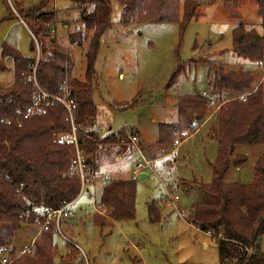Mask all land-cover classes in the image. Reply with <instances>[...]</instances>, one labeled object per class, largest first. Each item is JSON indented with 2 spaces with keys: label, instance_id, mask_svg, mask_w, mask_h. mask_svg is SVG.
Instances as JSON below:
<instances>
[{
  "label": "trees",
  "instance_id": "16d2710c",
  "mask_svg": "<svg viewBox=\"0 0 264 264\" xmlns=\"http://www.w3.org/2000/svg\"><path fill=\"white\" fill-rule=\"evenodd\" d=\"M49 1L42 0L26 11L18 10L35 39L42 38L38 40L37 61L35 57L21 55L6 41L0 43V71L10 69L8 61L13 69L10 84H0V229L9 234L7 242L22 225L34 222L42 225L48 210L61 208L79 191L78 178L68 173L73 147L53 141L54 131L70 128L64 105L52 98H44L41 114L23 116L25 108L40 98L41 91L73 104L78 147L91 173L98 172L95 154L100 144L129 143L126 139L120 142L126 132L136 140L139 138L137 130L132 128L100 139L93 127L97 112L92 97L94 60L99 38L110 23V0H78L84 31L69 32V41L83 44L87 32L92 33L84 53L86 78L82 82L70 76V54L49 35L55 20L53 12L43 11ZM116 1L120 7L118 20L122 23L176 22L181 32L195 18L202 4L200 0ZM253 1L259 15L264 16V0ZM236 5L237 0H233L227 7L238 16L233 10ZM9 17L16 16L10 13ZM29 46L34 52L33 38ZM231 46L252 61H263V36L253 29H246L241 21L232 29ZM197 61L214 65V76L208 75L207 87L217 90L218 94L216 98H204L199 92L179 94L175 101L177 118L172 123L158 124L155 147L172 150L176 134L182 129L197 128L214 104L217 105L215 123L209 128L217 141L216 156L210 163L211 180L196 184L208 197L191 202L190 222L198 229L210 232L221 264H264V252L259 248L260 237L264 234V152L254 163L255 176L250 183H226L223 180L230 166L239 167L247 159L245 154L230 157L236 145L264 144V79L255 85L249 71L225 70L222 65L216 66L206 59ZM190 62L196 61L187 60L180 66ZM135 180L134 177L111 176L104 181L96 204L106 210V215H94L95 225L134 218ZM155 210L152 205V214ZM55 231L50 222L46 229H40L30 250L8 264H83L71 243L65 245L66 252L55 260L58 250L53 242ZM247 248H251V253ZM13 253L11 249L9 254Z\"/></svg>",
  "mask_w": 264,
  "mask_h": 264
},
{
  "label": "rangeland",
  "instance_id": "374dc122",
  "mask_svg": "<svg viewBox=\"0 0 264 264\" xmlns=\"http://www.w3.org/2000/svg\"><path fill=\"white\" fill-rule=\"evenodd\" d=\"M41 1L0 0V43L6 41L21 55L35 57L36 61L42 38L35 39L18 10L26 11ZM200 1L197 15L181 32L176 22L122 23L118 20L117 1L110 0V23L99 38L94 60L92 97L97 112L93 126H97L96 135L100 139L107 137L108 131L138 130L136 144L141 151H133L130 142L114 147L103 143L96 150L95 162L116 173L112 178H128L136 163L142 161L143 152L153 171L146 167L145 178L130 176L136 178L135 216L131 220L108 221L103 226L93 223L94 215H106V210L94 201L101 183L94 196L87 193L80 196L71 205L74 216L62 219L61 232L53 234V242L58 247L55 260L66 252L68 239L83 264H221L213 238L195 227L189 217L191 202L208 197L191 180L201 183L211 180L210 163L216 156L217 141L206 131L207 124L215 123V114L210 115L217 105L214 104L201 122L211 117L199 133L186 128L176 134L179 144L174 139L175 146L170 151L155 147L157 126L175 122V101L181 93L199 92L204 98H216L218 91L207 87L208 75L214 76V65L198 59L222 65L225 70L249 71L255 85L264 79V58L262 62L252 61L231 46V32L239 21L264 38V16L259 15L253 0H237L233 10L238 16L227 7L233 0ZM78 3V0H50L43 11L55 14L49 35L70 54V76L82 82L86 78L84 53L92 33L87 32L83 44L69 41V32L84 31ZM10 13L16 17H9ZM32 38L34 52L29 46ZM187 60L196 62L181 67V62ZM8 62L10 69L0 71L3 86L13 79L12 65ZM184 130L187 134H183ZM263 152L264 144L236 145L230 157L245 154L247 159L239 167L230 166L224 182L250 183L255 176L254 163ZM165 189L175 190L179 197L167 206L161 199ZM152 205L156 208L155 214H152ZM40 229L43 228L39 222L22 225L8 242L9 234L0 229V242L5 247H0V252L9 251L11 245L16 249L30 247ZM259 248L264 252V234Z\"/></svg>",
  "mask_w": 264,
  "mask_h": 264
},
{
  "label": "built area",
  "instance_id": "2783aa9c",
  "mask_svg": "<svg viewBox=\"0 0 264 264\" xmlns=\"http://www.w3.org/2000/svg\"><path fill=\"white\" fill-rule=\"evenodd\" d=\"M41 91V90H40ZM44 98H52L54 100L59 101L62 103L66 109L69 121H70V128L65 131H59V132H53V141L58 144H66L73 147V156L71 159V163L69 166L68 173L70 175L76 176L79 180V191L76 195V197L68 202L65 203L61 208L56 210H48L46 212L45 221L42 224V228L46 229L48 224L52 222L55 226L56 231L61 232L60 226H61V220L65 218H69L74 216V212L71 210V205L78 199L80 196H82L84 193L88 192L92 194L93 196L96 193L97 186L100 178H103L104 180H107L109 177L106 173L100 174V173H91L87 170L85 159L82 151L78 147V127L74 124L73 120V104L69 100L61 99L54 95H49L45 93L44 91H41L40 98H38L32 105H29L25 108V111L23 113V116H30L34 114H41L43 109L41 107V100ZM183 134H187V131H182ZM95 133L97 134V130H95ZM113 134L117 135V132H114ZM128 140L130 143L133 144V151L140 152V149L137 146L136 138L130 134L125 133L123 138L120 139V142H124V140ZM175 143L179 144L178 140L175 139ZM146 167H150V161L142 158V161H138L134 167V173L137 174L138 171L141 169H144ZM100 178H97V177ZM178 195L176 194L175 190L165 189L164 193L161 195V199H163L164 205H170L173 203V200H178ZM96 204V198L94 199ZM210 234V232H206ZM211 235V234H210ZM67 241L70 243L71 241L67 239ZM31 248H21L18 250H14V253L11 255L9 254V251H1L0 252V263L2 264H8L10 263L14 258H17L18 256L24 254L25 252L29 251ZM249 253H251V248L246 249Z\"/></svg>",
  "mask_w": 264,
  "mask_h": 264
},
{
  "label": "crops",
  "instance_id": "0c3cea01",
  "mask_svg": "<svg viewBox=\"0 0 264 264\" xmlns=\"http://www.w3.org/2000/svg\"><path fill=\"white\" fill-rule=\"evenodd\" d=\"M215 112H216V110L215 111H213L212 113H211V117L215 114ZM209 116V118L211 119V117ZM208 118V119H209ZM208 119H206L203 123H201L197 128H195L193 131H194V133L196 134V133H199L200 132V130L203 128V126L207 123V121H208ZM212 122L213 121H211V124L209 123V125L207 124V131H206V134L208 135V136H210V137H213V135H212V133H210V131H209V128L212 126ZM94 127V130H97V126H93ZM110 128V127H109ZM136 128V127H135ZM124 128H122V129H120V130H123ZM137 129V128H136ZM120 130H118V131H120ZM114 132H116V131H114ZM114 132H107L108 133V135L109 134H112V133H114ZM137 132H138V135L140 134L139 133V131L137 130ZM98 136V135H97ZM185 140V139H184ZM182 142V141H181ZM123 143H118V144H113V146L112 147H114V146H123L122 145ZM125 146V145H124ZM129 149H130V145H126ZM177 147V146H176ZM108 150H109V147L107 148ZM131 151V150H130ZM141 151V150H140ZM175 153H176V148H175ZM167 154V153H166ZM141 156H142V158H144L145 159V157H144V154H143V152H142V154H141ZM116 159V158H115ZM97 164V166H98V173H100V174H103V173H106L107 175H108V177L109 176H111V175H113V174H116V173H110V172H108L107 170H106V168H104L103 167V165H102V163H96ZM135 167V166H134ZM147 168H149L151 171H153V169H152V166L151 167H147ZM146 168H144V169H141L140 171H138L137 172V174H135L134 173V168H133V170L130 172L131 174H130V176H135L136 178H138L139 177V175H142L143 174V177L142 178H145L146 176H147V174H146V170H145ZM227 172H228V170L226 171V173H225V175H224V178H225V176H226V174H227ZM118 175V174H117ZM130 176H128V177H130ZM223 178V179H224ZM101 180H99V182H97L98 184L99 183H101V185L104 183V179L103 178H100ZM193 181H195V182H197V183H199V181H197V180H195V179H193V180H191V182H193ZM38 233V231L36 232V234ZM206 233V232H205ZM35 234V235H36ZM210 235V234H209ZM211 236V235H210ZM35 237V236H34ZM34 237L32 238V240H31V242L33 241V239H34ZM10 249L9 250H11V249H13V250H18V249H16L14 246H10L9 247ZM2 249H5V247H2Z\"/></svg>",
  "mask_w": 264,
  "mask_h": 264
},
{
  "label": "water",
  "instance_id": "95a60500",
  "mask_svg": "<svg viewBox=\"0 0 264 264\" xmlns=\"http://www.w3.org/2000/svg\"><path fill=\"white\" fill-rule=\"evenodd\" d=\"M142 177H143V174H142V175H139V177H138V178H139V179H141Z\"/></svg>",
  "mask_w": 264,
  "mask_h": 264
}]
</instances>
